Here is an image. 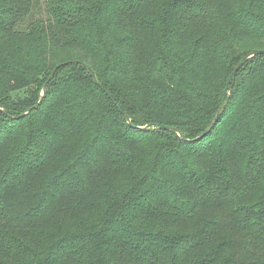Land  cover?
<instances>
[{"label":"trees","instance_id":"obj_1","mask_svg":"<svg viewBox=\"0 0 264 264\" xmlns=\"http://www.w3.org/2000/svg\"><path fill=\"white\" fill-rule=\"evenodd\" d=\"M257 50L264 0H0V264H264V55L199 138Z\"/></svg>","mask_w":264,"mask_h":264},{"label":"water","instance_id":"obj_2","mask_svg":"<svg viewBox=\"0 0 264 264\" xmlns=\"http://www.w3.org/2000/svg\"><path fill=\"white\" fill-rule=\"evenodd\" d=\"M261 55H264V51L263 50H257V51H254L252 52L251 54L245 56L242 61L239 63V65L235 68L234 72L232 73L229 81H228V84L226 86V89H225V93H224V98H223V103H222V106L220 108V110L218 111L217 115L215 116V118L213 119L212 123L210 124V126L206 129V131L199 137V138H203L204 136H206L207 134H209L213 128L217 125V123L219 122V120L221 119L222 115L224 114L225 112V109H226V99L229 95V91H230V88H231V85L233 83V80L235 78V75L238 73V71L240 70V68L244 65V63L246 61H248L249 59L255 57V56H261ZM74 64H79V62H73ZM85 68L89 71V73L91 74V76L93 77V80L96 84L100 85L98 83V80H97V77H96V74L86 65H84ZM59 68H61V66H58L52 73L51 77L49 78V80L47 81V84H49L53 78L55 77L57 71L59 70ZM46 89V85L44 87V90ZM45 94L43 93L42 95V98L40 99L39 103L34 106L33 108L29 109L28 112L22 114L20 117H24L26 116L29 112L35 110V109H38L40 107V105L42 104V101H43V98H44ZM110 98L114 101V103L117 105L119 111L123 114V116L125 117V119L128 121V123L130 124L131 127H135L131 121V119L129 118V116L126 114V112L124 111V109L116 102V99L113 95H109ZM150 126H145V127H142L141 129H149ZM162 129L164 130H170V131H176L178 133V135L182 138V139H185L183 133L179 130H177L176 128H173V127H169V126H161Z\"/></svg>","mask_w":264,"mask_h":264}]
</instances>
